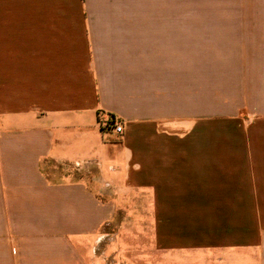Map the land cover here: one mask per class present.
I'll return each mask as SVG.
<instances>
[{"label":"crops","instance_id":"crops-1","mask_svg":"<svg viewBox=\"0 0 264 264\" xmlns=\"http://www.w3.org/2000/svg\"><path fill=\"white\" fill-rule=\"evenodd\" d=\"M247 1L0 0V264L90 261L129 213L162 264H264V9L229 12Z\"/></svg>","mask_w":264,"mask_h":264},{"label":"rangeland","instance_id":"rangeland-1","mask_svg":"<svg viewBox=\"0 0 264 264\" xmlns=\"http://www.w3.org/2000/svg\"><path fill=\"white\" fill-rule=\"evenodd\" d=\"M246 8L250 10L249 12H258V10L264 9V7H259L256 0H249L241 7L231 9L229 12H244ZM195 10V7L188 6V12H210L207 7L202 11ZM141 219L142 221L145 219L144 214L116 215L117 223L113 220L105 227L106 235L100 247H97L96 255H91L90 261L85 260L78 264H162L161 246L157 245L159 237L156 236L157 238L152 239V234L145 228L146 224L142 223ZM118 220L127 224L123 223L122 227L118 228ZM152 241L156 242L155 246ZM15 256L12 254L10 264H20L15 260Z\"/></svg>","mask_w":264,"mask_h":264},{"label":"built area","instance_id":"built-area-1","mask_svg":"<svg viewBox=\"0 0 264 264\" xmlns=\"http://www.w3.org/2000/svg\"><path fill=\"white\" fill-rule=\"evenodd\" d=\"M98 127L101 129H110L114 134H120L123 130V124L115 118H108L106 121L98 122ZM86 162H76L73 167L76 170H81L85 166Z\"/></svg>","mask_w":264,"mask_h":264}]
</instances>
